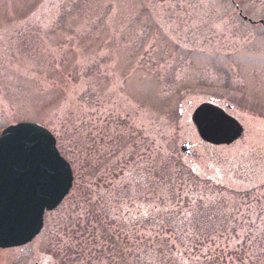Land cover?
Segmentation results:
<instances>
[{"label":"rangeland","instance_id":"374dc122","mask_svg":"<svg viewBox=\"0 0 264 264\" xmlns=\"http://www.w3.org/2000/svg\"><path fill=\"white\" fill-rule=\"evenodd\" d=\"M260 20L264 0H0V132L45 126L74 175L41 233L0 248V264H75L68 246L84 250L76 264H138L159 248L148 264H264ZM211 99L245 128L231 145L202 141L191 120ZM114 213L144 236L124 255Z\"/></svg>","mask_w":264,"mask_h":264},{"label":"water","instance_id":"95a60500","mask_svg":"<svg viewBox=\"0 0 264 264\" xmlns=\"http://www.w3.org/2000/svg\"><path fill=\"white\" fill-rule=\"evenodd\" d=\"M191 118L199 136L213 145H229L244 131L235 117L210 102L200 104ZM190 147L182 150L189 153ZM73 180L70 163L46 127L23 121L5 128L0 135V248L30 243L41 232L45 213L69 194Z\"/></svg>","mask_w":264,"mask_h":264},{"label":"trees","instance_id":"16d2710c","mask_svg":"<svg viewBox=\"0 0 264 264\" xmlns=\"http://www.w3.org/2000/svg\"><path fill=\"white\" fill-rule=\"evenodd\" d=\"M97 195V197H98V200H100V196L98 195V194H96ZM97 200V202H96V205H97V207L99 208V201ZM104 214H106L105 216L107 217V216H110L111 215V213H110V211H108V212H105ZM126 215H127V217H129L130 216V212L128 211V212H126ZM117 216H118V214H115L114 213V218H113V220H114V250L115 251H117V252H119L121 255H124L125 254V252H126V250H123V249H121V247H123L124 249H126L125 248V246L123 245V244H121V243H124L125 244V240L124 239H127V240H129V236L130 235H132V238L134 239V240H136V241H138V240H142L143 238H144V236H141V234L137 231V230H132V229H128V228H123V227H121V226H119L118 224L120 223V222H118V218H117ZM84 219L86 220V221H84ZM107 219L108 218H106V219H103V220H98V219H95V221H97V224H104L105 222H107ZM79 220L80 221H78V226H79V230L80 229H83L84 227L82 226L83 224H82V221H84L86 224L85 225H87L88 224V229L87 228H85V230H87L86 232L87 233H85V236H87V240H88V242H90V244H94V242H95V240H96V236H95V232H94V229H95V226L93 225V222H91V220H90V216L89 215H87V216H84V215H79ZM126 223V222H125ZM94 232V233H93ZM127 233V236L126 237H122V234L124 235V234H126ZM104 236H108L107 234H105L104 233ZM69 247L70 246H68L67 248H65V252H68V251H73L72 253H70V256H72V255H75V257H74V262H75V264H76V261L80 258V259H82L83 258V253H84V250L83 249H77V248H75L74 246H72L73 248L72 249H70L69 250ZM151 252V253H150ZM149 253L146 251V252H143V253H139L138 254V257H137V260H138V264H148V262H147V260H146V258L144 257L143 258V256L145 255V256H149L150 254L151 255H157L158 253H161V252H165V251H163V249L162 248H159L158 249V251H156L155 249H153L152 251H150ZM174 252H176V248L175 249H172V250H166V253H169V254H171V255H174ZM50 253L53 255V256H55V258L57 259V257L58 256H60V254L58 253V252H55V251H52V249L50 250ZM65 255H67L66 253H64ZM64 255V256H65ZM63 256V257H64ZM62 256H61V259L63 258ZM195 257H197V255L195 256ZM97 262H99V263H101V264H104L103 262H101V261H97ZM124 263V261H119V262H117V263H114V264H123ZM131 264V263H130ZM150 264H153V263H150ZM198 264H202V263H198ZM204 264H209V263H204Z\"/></svg>","mask_w":264,"mask_h":264},{"label":"flooded vegetation","instance_id":"af4514ba","mask_svg":"<svg viewBox=\"0 0 264 264\" xmlns=\"http://www.w3.org/2000/svg\"><path fill=\"white\" fill-rule=\"evenodd\" d=\"M232 3H234V2H232ZM235 6H236V8H238L237 5H235ZM245 21H246V19H245ZM210 101H212L213 103H216V104L219 105V103H218L219 100H218V99H211ZM220 106H221V105H220ZM226 107H227V108H225V107H224V108H225L227 111L230 110V109H232V105H227Z\"/></svg>","mask_w":264,"mask_h":264}]
</instances>
